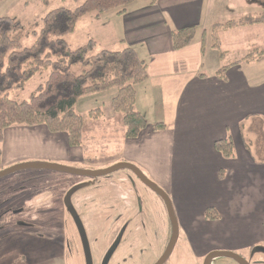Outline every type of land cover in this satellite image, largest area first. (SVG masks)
<instances>
[{"label": "crops", "instance_id": "crops-1", "mask_svg": "<svg viewBox=\"0 0 264 264\" xmlns=\"http://www.w3.org/2000/svg\"><path fill=\"white\" fill-rule=\"evenodd\" d=\"M206 2L159 0L151 6L149 1L131 5L124 15L116 10L94 18V25L105 23L110 28L119 50L135 48L147 62L149 79L137 87V108L144 116L154 112L151 127L167 126L162 132L148 129L136 140L127 139L120 161L143 168L168 191L180 212L201 210L196 224L204 223L205 211L213 208L221 217L219 226L233 224L236 230L249 233V241L256 244L264 240V164L251 159L240 124L249 116L264 117V84L251 85L242 66L230 67L226 81L200 77L207 53L202 50ZM188 26L197 29L194 43L175 51L172 31ZM228 136L235 146L231 160L215 150V143ZM84 145V135L82 146L71 148L65 134H51L44 126L12 127L4 132L0 172L22 162L84 161ZM237 146L243 150L238 148L240 159H235ZM13 179L9 185L15 186L17 178ZM9 189L0 194H11ZM240 197L248 200L253 214L247 228L233 223L234 202Z\"/></svg>", "mask_w": 264, "mask_h": 264}, {"label": "rangeland", "instance_id": "rangeland-1", "mask_svg": "<svg viewBox=\"0 0 264 264\" xmlns=\"http://www.w3.org/2000/svg\"><path fill=\"white\" fill-rule=\"evenodd\" d=\"M148 2L149 0H138L133 6ZM81 3V0H51L50 4L45 6L40 0H3L0 3V18L11 17L25 25L38 26L36 31L39 32L42 19L52 10L58 8L74 10ZM263 12L264 0H207L202 15L203 24L205 25L204 28L211 31L215 24L238 21L243 17L258 15ZM95 17V14H90L80 20L75 33L66 38L70 47L75 50L94 40L98 42L94 53L102 50H119V42H113L110 28H107L105 23L94 25ZM220 34L221 52H225V56L221 57L220 51L212 47L213 42L209 38L204 60L205 65L202 69V73L207 78L216 77L218 70L243 60L249 53L264 49V25L237 28ZM34 42L35 37L28 35L23 40L22 45L28 48ZM240 66H242L251 85L255 83L264 84V61L252 64L242 63ZM84 70L82 65L72 68L75 75H81ZM49 74L50 70H43L22 89L11 91L10 99L29 100L38 87L45 83ZM113 94L116 95V90L89 95L81 98L76 106L84 120L85 145L81 156L84 161H81L80 158L78 162H70L69 159L58 161L53 158L47 161L22 162V164L50 163L82 171L96 172L124 163L120 160L125 157L127 139L122 115L113 112L111 109ZM97 109L101 110V115L94 119L90 116V112ZM153 115L154 112H146L145 117L149 125L154 123ZM240 125V135L251 159L258 164H264V117L249 116ZM238 146L236 147L235 159H240ZM240 151L243 152L241 149ZM136 166L139 167V165ZM126 175H130L128 170H121L107 176L89 179L62 172L28 170L0 179V193L8 188L11 189H9L11 193L9 195L0 194V264H86L81 241L71 221V211L63 205L66 194L73 188L77 189L73 194L74 196L71 197V203L74 198L78 197L77 199L80 201L87 199L89 207H94L93 204L89 203L92 196L97 198L101 195H134L133 188L136 191L138 188L140 207L145 211L149 206L155 207V218L160 222L162 234L167 237L166 233L171 231V226L166 218L163 203L161 204L157 196L137 180L135 187L125 182ZM13 178H17L14 181L15 186L9 185L11 180H14ZM233 207L236 212L233 223L241 224L247 228V223L250 222L253 215L248 200L241 197L236 198ZM75 211H78L77 208ZM200 211L197 213L189 211L188 214L197 216ZM77 215L80 217L79 214ZM111 223L105 218L99 224H93L88 230L87 236L92 254L98 252L99 249L105 251L115 237L117 230L113 228ZM238 238L250 240L252 237L244 231ZM182 239L181 236V241ZM179 246L180 244L168 264H173L171 261L178 264ZM260 247L256 248L259 249ZM185 248L187 253L186 264H195V260H192L191 256L189 257L188 248ZM141 251H139L140 257L131 258L125 263L116 259L114 264H152L154 261L152 253L145 252V249ZM51 258L55 260H51ZM254 259L264 262V252H257ZM98 261V258L94 256L93 264H98ZM214 263L237 264L227 258H216Z\"/></svg>", "mask_w": 264, "mask_h": 264}, {"label": "trees", "instance_id": "trees-1", "mask_svg": "<svg viewBox=\"0 0 264 264\" xmlns=\"http://www.w3.org/2000/svg\"><path fill=\"white\" fill-rule=\"evenodd\" d=\"M3 0H0L2 3ZM48 6L51 0H40ZM138 0H81V5L74 10L58 8L48 13L38 26L25 25L11 17L0 18V160L4 132L12 127L44 126L51 134H65L71 148L82 146L84 120L77 111V104L83 97L116 90L111 109L122 115L125 137L136 140L151 129L162 132L167 129L164 123L152 127L146 117L137 108V86L149 79L148 64L135 48L127 47L119 51L102 50L94 53L97 42L92 40L86 45L73 50L66 38L73 35L80 20L90 14L96 17L119 10L124 15L128 7ZM155 6L159 0H149ZM264 25V12L246 16L238 21L215 24L211 31L205 30L202 35V50L205 51L209 39L213 48L221 52L219 34L229 30ZM33 35L35 42L25 48L22 43ZM197 37V29L188 26L172 31V44L175 51L191 46ZM264 49L249 53L243 60L236 61L230 67H239L242 63H262ZM82 65L85 70L75 75L72 68ZM230 67H223L216 76L226 81V72ZM43 70L50 74L43 85L30 96L29 100L10 99L11 91L25 87ZM205 78L204 74L200 75ZM101 110L90 112L97 119ZM215 150L226 160L235 157V146L231 136L215 143ZM223 177V173L220 175ZM213 208L205 211V218L219 219Z\"/></svg>", "mask_w": 264, "mask_h": 264}, {"label": "flooded vegetation", "instance_id": "flooded-vegetation-1", "mask_svg": "<svg viewBox=\"0 0 264 264\" xmlns=\"http://www.w3.org/2000/svg\"><path fill=\"white\" fill-rule=\"evenodd\" d=\"M139 169L149 180L164 191L173 203L174 214L178 222V238L173 250L164 263H161L170 247L173 237V224L168 207L159 194L146 186L138 176L128 171L130 175L125 176V182L135 187V181L137 180L142 186L151 190V192L157 196L161 204L163 203L166 218L171 226V231H167V237L162 234L160 222L155 218V207L149 206L147 211L140 207V191L138 188L137 191L133 188L134 195H101L97 198L92 196L89 203L93 204L94 207L88 206L87 199L80 201L77 199L78 197H76L72 202V207L74 206V211L75 208L78 210L75 211L76 216L82 223L88 245V230H90L93 224H99L102 219L105 220L106 218L108 221L110 220L113 228L117 230L115 237L105 251L99 249L98 252L92 254L89 245L92 264L94 256L98 258V264H114L116 259L122 260V262L125 263L131 258L140 257L141 254H139V251H143V249H145V252L152 253L151 255L154 260L152 264H168L179 244L178 264H186L187 260L185 261V259L187 258V253L185 247L188 248L189 257L191 256V259L195 260V264H215L214 260L216 258H227L233 260L237 264H264L263 261L254 259L257 252H264V240L260 243L251 244L249 240L239 239L238 237L243 234L241 230H236L233 224H226L225 226L223 225V227L219 226L218 223L222 221L221 217L217 220H209L205 218V213L203 216L204 223L196 224L195 219L197 216H190L184 211L180 212L168 191L145 173L144 170L141 168ZM63 205L65 207L64 201ZM77 214H79L80 217H78ZM71 217L74 230L81 241L85 262L87 264V256L82 237L75 223V218L72 215ZM181 236L183 238L182 241ZM262 236H264V232H262ZM258 246L261 247L258 249L256 248ZM215 252L232 253L238 256V259L234 257H214L208 262L209 256ZM171 263L174 264V261H171Z\"/></svg>", "mask_w": 264, "mask_h": 264}, {"label": "water", "instance_id": "water-1", "mask_svg": "<svg viewBox=\"0 0 264 264\" xmlns=\"http://www.w3.org/2000/svg\"><path fill=\"white\" fill-rule=\"evenodd\" d=\"M28 170H43V171L62 172V173H67L69 175L86 177V178H91V179L99 178L102 176H107V175L116 173V172L121 171V170H128V171L132 172L133 174L138 176V178L146 186H148L151 190L155 191L157 194H159L163 198V200L166 202V206L168 207V210H169V213L171 216V221L173 224V237H172V241L170 243V247L168 248V250H167L163 260L161 261V263H164L166 258L170 255L171 251L173 250V247H174L176 240L178 238V222H177L176 216L174 214L173 203H172L171 199L167 196V194L164 193V191H162L154 182L149 180L136 165L124 162V163H119V164H117V165H115L109 169L103 170V171L92 172V171L77 170V169L68 168V167H64V166H60V165H54V164H50V163H26V164H17V165L9 167L6 170L1 171L0 172V179H3L5 177H8L10 175H13V174H16V173H19L22 171H28ZM76 189L77 188H73L66 194L65 199H64V204H65V207L70 209L71 215L75 218V223L78 227V230H79L80 235L82 237V241L84 243L86 256H87V264H92L89 245H88V241H87L86 236H85L84 228L82 226L80 219L77 218L76 212L74 211V209L72 207V203H71V197L76 192ZM214 257H234V258L238 259V256H236L235 254H232V253L215 252L209 256L208 262L211 260V258H214Z\"/></svg>", "mask_w": 264, "mask_h": 264}]
</instances>
